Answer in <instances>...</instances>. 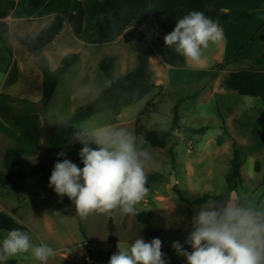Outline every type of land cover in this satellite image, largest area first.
<instances>
[{
    "label": "rangeland",
    "instance_id": "1",
    "mask_svg": "<svg viewBox=\"0 0 264 264\" xmlns=\"http://www.w3.org/2000/svg\"><path fill=\"white\" fill-rule=\"evenodd\" d=\"M90 13L93 15L94 11ZM92 21L93 16L90 23ZM139 27H132L126 33L133 45H128L126 41L113 47L95 45L92 51L97 63L116 57L118 47L126 49L128 54L133 53L135 46L137 50L142 49V36L136 34L140 38L137 41L129 34L132 29L138 32ZM143 27L148 28L147 24ZM174 27V24L165 21L157 28L158 34L149 33V39L148 34L145 38L152 54L177 65L186 62L181 55L164 49L161 43ZM32 31L23 22L14 24L10 30H0V94L24 98L33 104L25 106L18 103L21 106L11 108V101L0 96V114L12 118L10 131L17 135L13 137L11 134L12 140H0V172L3 171V151L17 145L22 152L25 169L33 173L16 187L0 186V212L27 227V234L34 245L43 243L55 250V256L50 257L47 264H74V258L86 250L101 251L110 259L119 251L118 247L128 249L136 238L143 237L150 242L146 239V227L138 223L133 215L116 210L109 214L92 213L87 218H81L67 196L61 201L48 186L58 153L63 152L64 159L83 168L80 149L75 148L78 141L72 139L73 132L79 127L92 129L111 125L123 128L132 133L139 146L149 153L151 162L145 169L147 179L154 174L161 178L149 183L148 193L136 208L140 212L150 213L153 228L163 238L161 250L166 264H187L186 258L172 248V243L179 241L186 251H192L185 241L192 230V218L200 208H187L172 191L173 185L189 200L204 196L209 198L207 201L247 197L257 205L264 206V106L259 98L243 97L227 89L224 80L228 71L237 68L232 61L224 65L223 72L224 63L212 66V75L208 72L202 80L186 70H168L160 66L163 74L161 80L165 85H157L153 79L156 88L139 102L119 109H102L86 119L76 120L73 117L109 86V80L99 70L98 64H91L86 73L85 88L78 86L73 89L74 84L69 81L71 78H68V82L65 79L52 104L43 111L35 100L36 83L26 73V51L14 39L15 33L28 36ZM213 47L214 44L210 43L203 50V59L207 63L213 61ZM11 56L15 62L13 66ZM123 75L114 65L109 78L116 80ZM184 78L186 82H183ZM174 106L178 107L177 128L171 126ZM31 111L37 124L29 120ZM136 127L140 129L138 133ZM154 129L169 133L164 149L152 148L144 140V132ZM200 129H203L202 133H192ZM38 131L42 140L40 143L36 141L34 147L27 138ZM231 141L236 143L241 153L240 174L234 192H228L226 184V177L231 173ZM255 163H258L259 172L255 171ZM171 176L175 180L173 185L170 184ZM110 215L114 225L111 240L108 239ZM6 235V232L0 231V240ZM8 261L41 264L31 251L20 253Z\"/></svg>",
    "mask_w": 264,
    "mask_h": 264
},
{
    "label": "clouds",
    "instance_id": "2",
    "mask_svg": "<svg viewBox=\"0 0 264 264\" xmlns=\"http://www.w3.org/2000/svg\"><path fill=\"white\" fill-rule=\"evenodd\" d=\"M222 39L223 30L216 21L203 12L192 11L177 20L174 29L164 36V45L173 47L186 62L199 65L203 50ZM72 139L83 145L79 151L83 168L68 159L56 162L48 186L61 201L67 196L81 218L116 210L136 215V205L148 193L145 169L151 162L137 138L123 128L104 125L92 129L79 127ZM191 229L185 241L191 252L179 241L172 243L187 264H264V206L257 205L252 198L201 204L192 218ZM161 248L159 238L146 242L139 237L128 249L118 247L108 264H166ZM29 251L41 264L55 256L51 246L34 245L26 232L8 231L0 240V264Z\"/></svg>",
    "mask_w": 264,
    "mask_h": 264
},
{
    "label": "crops",
    "instance_id": "3",
    "mask_svg": "<svg viewBox=\"0 0 264 264\" xmlns=\"http://www.w3.org/2000/svg\"><path fill=\"white\" fill-rule=\"evenodd\" d=\"M28 1L29 0H0V12L3 10L2 13H0V30H10L14 24L23 22L27 23V25L32 28L33 31L28 35L32 36L47 26L56 15L66 14L75 10L74 0H46L45 3L36 10L26 9ZM80 1L84 8L82 35L86 36L98 28L102 16L101 0ZM184 1L185 0H117L116 7L111 16L113 30L114 33L117 34V38L114 42L104 44L103 46H118L122 41L128 42V45H133L134 42L129 40L126 33L130 28L144 26L149 21H153L155 27L158 29L165 21H169L176 25L177 20L182 18L176 10V7ZM210 9L216 15L217 23L223 30L222 41L218 44H214L212 63H207V61L203 59L201 64L194 65L190 61L186 62L185 58L181 56L186 63L175 65L166 62L159 55L155 56L152 54L149 59V64L154 74L153 79L156 80L157 85H165L161 80L163 74L161 73L160 66L166 67L168 70H177L179 68L186 70L187 72L197 75L199 80L206 78L208 72L209 75H212V66L222 63L225 65L228 61H232V64L237 66L235 70L231 71H236L247 66H252L264 71V58L262 57V54H264V0H216L211 5ZM92 11H94L93 15L90 13ZM92 16L93 21L90 23ZM150 35L151 34L147 35L148 39ZM17 36L20 35L15 33L14 39ZM94 46L95 45H85L73 35L68 25H64L60 35L39 51V56L48 60L51 73L58 70L60 61L65 56L71 53L78 54L76 63L65 75L57 79L56 88L48 107L54 101L56 93L65 79L66 82H68V78H71L69 81L72 85L74 84L73 89L78 86H80L79 88L86 87V73L89 66L91 64L94 66L96 64L99 65L100 63H97V57L93 54L92 48ZM125 50L126 49L123 47L117 48V52L115 53L116 57H113L114 62L112 66V68H114L115 65L119 72L124 74L123 76L137 66V46L133 48L132 54H128ZM168 50L175 52L171 49ZM11 59V66H13V64H15L13 56H11ZM24 60L27 62L26 73L28 77L31 81H35L36 83L37 95L35 96V100L39 103L42 99V77L40 71L35 66L33 57L28 54L27 51ZM21 68L24 70L22 66ZM128 69L129 71H127ZM223 71H225V67L222 68L221 72ZM231 71H228V73ZM10 74L11 73H9L8 76H10ZM8 79L7 77L6 81H8ZM183 82H186L185 78ZM0 96L6 97L8 101H11L9 102L10 105H12L11 108L21 106L18 104L20 102L15 100L17 97H11L5 94H0ZM9 119L0 114V140L3 138L12 140L11 134L13 137L17 136L10 131V126L13 121L11 117ZM29 120L31 123L37 124L32 118V111ZM33 134L27 139L29 143L31 142L34 144V147H36L35 142L38 141L40 143L42 135L39 131ZM14 147L20 154L22 153L17 145Z\"/></svg>",
    "mask_w": 264,
    "mask_h": 264
},
{
    "label": "trees",
    "instance_id": "4",
    "mask_svg": "<svg viewBox=\"0 0 264 264\" xmlns=\"http://www.w3.org/2000/svg\"><path fill=\"white\" fill-rule=\"evenodd\" d=\"M46 0H29L26 9L36 10L40 8ZM216 0H185L176 7V10L181 17L187 15L192 11L203 12L206 16L212 18L217 22V17L210 9L211 5ZM75 10L66 14L56 15L51 22L42 28L38 33L32 36H17L15 41L18 45L25 48L28 54L33 57L34 64L40 71L42 77V99L39 102L41 109L44 111L50 104L52 95L56 88L57 79L65 75L68 70L76 63L78 54L71 53L65 56L60 61L58 70L54 73L50 71V65L46 58L39 56V51L49 45L56 39L62 32L64 25H68L73 35L83 42L85 45H104L112 43L116 40L117 35L113 30L112 13L116 7L117 0H101L102 16L98 28L86 35H82L84 24V8L80 0H74ZM226 17V16H225ZM148 28L138 26L140 30L138 32L132 29L130 36L139 41L140 38L135 36L141 35L144 47L137 51V66L132 69L125 76L119 79L112 80L109 78L110 70L113 66L114 58H107L100 61L98 68L105 77L109 80V86L104 89L95 99H93L86 107L79 111L73 119L83 120L102 109H119L126 106L133 105L142 100L148 95L152 89L156 88L153 83V71L150 69L149 59L152 55V50L146 42L145 35L149 33L158 34L157 28L153 21L147 23ZM162 46L167 49L174 50L173 47H166L164 45V37L162 38ZM175 51V50H174ZM264 58V54H262ZM220 65V64H219ZM224 66V64H223ZM225 86L230 91L237 93L243 97L259 98L264 106V71L247 66L236 71H231L227 74L224 80ZM161 87V86H160ZM24 105H33L27 99L15 98ZM171 126L173 128L178 127V107L174 106L172 109ZM140 129L136 127V133ZM203 129L198 131H192L193 134L202 133ZM169 133L162 129H154L144 132V140L149 146L156 149H164L166 147ZM82 144L77 142L75 148L81 149ZM92 147H96L92 145ZM232 158L230 160L231 173L226 177V184L228 192H234L238 185V178L240 174V159L241 153L237 149L235 142L231 141ZM64 156H55V163L62 161ZM3 171L0 172V186L1 187H16L26 179L30 178L33 173L25 169L22 161L21 154L13 147H9L5 150L2 157ZM15 169V170H12ZM255 171L259 172L258 163H255ZM161 176L154 174L147 179V185L153 181H158ZM263 185H264V173H263ZM172 191L177 194V198L180 202L185 203L187 208L200 206L205 203L209 198L207 196L201 199L189 200L176 190V185L172 186ZM138 223L143 224L146 227V239L152 240L153 238H159L163 243V238L159 232H157L151 221L150 213L140 212L137 210V214L133 215ZM13 229H19L24 232H28L27 227L16 223L11 217L0 212V231L8 232ZM82 236L83 230L80 228ZM114 234V225L110 215L108 222V239L111 240ZM162 251V250H161ZM163 252V251H162ZM164 253V252H163ZM90 256L93 260V264H108L109 259L106 258L101 251H90ZM6 264H15V261H7Z\"/></svg>",
    "mask_w": 264,
    "mask_h": 264
},
{
    "label": "built area",
    "instance_id": "5",
    "mask_svg": "<svg viewBox=\"0 0 264 264\" xmlns=\"http://www.w3.org/2000/svg\"><path fill=\"white\" fill-rule=\"evenodd\" d=\"M74 264H93V260L90 256V252L86 250L85 252L78 254L74 258Z\"/></svg>",
    "mask_w": 264,
    "mask_h": 264
},
{
    "label": "water",
    "instance_id": "6",
    "mask_svg": "<svg viewBox=\"0 0 264 264\" xmlns=\"http://www.w3.org/2000/svg\"><path fill=\"white\" fill-rule=\"evenodd\" d=\"M174 183H175L174 177H173V176H171V177H170V184H172V185H173Z\"/></svg>",
    "mask_w": 264,
    "mask_h": 264
}]
</instances>
